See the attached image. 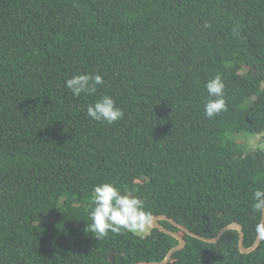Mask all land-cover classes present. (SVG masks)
<instances>
[{"label": "trees", "instance_id": "16d2710c", "mask_svg": "<svg viewBox=\"0 0 264 264\" xmlns=\"http://www.w3.org/2000/svg\"><path fill=\"white\" fill-rule=\"evenodd\" d=\"M82 73L104 83L74 97ZM217 74L227 111L209 119ZM263 83L264 0H0V264L166 259L180 241L159 229L86 232L106 182L208 239L239 223L253 247ZM103 95L124 111L112 125L86 113ZM159 222L186 241L167 264H264L262 239L242 253L237 230L211 243Z\"/></svg>", "mask_w": 264, "mask_h": 264}, {"label": "clouds", "instance_id": "9594fccd", "mask_svg": "<svg viewBox=\"0 0 264 264\" xmlns=\"http://www.w3.org/2000/svg\"><path fill=\"white\" fill-rule=\"evenodd\" d=\"M101 75L82 73L66 79L65 86L74 97L82 94L91 95L97 87L103 85ZM207 99L204 103L205 115L211 119L222 111H227L224 98L222 77L217 74L204 85ZM89 118L96 122L109 125L124 117L123 109L117 107L115 100L108 95L100 96L93 104L86 107ZM253 211L261 217L255 231L259 239L264 240V190H257L252 194ZM89 220L86 232L95 239L106 237L109 232L120 234L122 230L142 232L151 224L152 215L145 210L144 201L138 196L123 193L113 183H102L93 188L92 203L90 204Z\"/></svg>", "mask_w": 264, "mask_h": 264}, {"label": "water", "instance_id": "95a60500", "mask_svg": "<svg viewBox=\"0 0 264 264\" xmlns=\"http://www.w3.org/2000/svg\"><path fill=\"white\" fill-rule=\"evenodd\" d=\"M161 220H165V221H168L170 223H172L173 225L177 226L178 228L182 229L183 231H185L186 233H188L189 235L197 238V239H200L202 241H205V242H211V243H216L218 242L223 234L229 230H237L239 233H240V244H239V247H240V250L242 253H250L252 252L256 247L257 245L259 244L260 240L258 238V240L256 241L255 245L251 248H245L244 247V231H243V228L241 226V224L239 223H232L231 225L227 226V227H224L217 238L215 239H208V238H205L203 236H200L194 232H191L189 231L188 229H186L184 226H182L181 224L177 223L176 221H174L173 219L167 217V216H164V215H159V216H153L152 217V221H151V224L148 225L151 227V230L152 229H159L169 235H172L173 237L177 238L180 243L178 246L174 247L173 249L170 250V252L168 253L166 259H164L163 261L161 262H140V263H137V264H167L170 260V258L172 257V255L181 250L182 248H184V246L186 245V241L184 240V238L182 236H180L178 233H175V232H172L170 231L169 229H166L165 227H163L159 221ZM113 257H114V253H111L110 255V259L113 260Z\"/></svg>", "mask_w": 264, "mask_h": 264}, {"label": "rangeland", "instance_id": "374dc122", "mask_svg": "<svg viewBox=\"0 0 264 264\" xmlns=\"http://www.w3.org/2000/svg\"><path fill=\"white\" fill-rule=\"evenodd\" d=\"M262 86H264V83ZM245 140L247 142V146L250 147L252 150L259 148V147L262 148V136L261 135H258V136H251L250 135L247 139H245V137H244L241 139V142H245ZM150 232H151V227L147 226L144 231L136 232V233H138V234L144 233V234L148 235Z\"/></svg>", "mask_w": 264, "mask_h": 264}]
</instances>
